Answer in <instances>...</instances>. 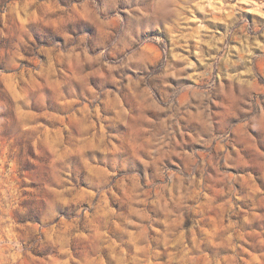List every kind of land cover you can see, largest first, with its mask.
I'll use <instances>...</instances> for the list:
<instances>
[{
	"label": "rangeland",
	"instance_id": "374dc122",
	"mask_svg": "<svg viewBox=\"0 0 264 264\" xmlns=\"http://www.w3.org/2000/svg\"><path fill=\"white\" fill-rule=\"evenodd\" d=\"M0 264H264V0H0Z\"/></svg>",
	"mask_w": 264,
	"mask_h": 264
}]
</instances>
